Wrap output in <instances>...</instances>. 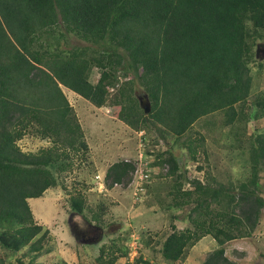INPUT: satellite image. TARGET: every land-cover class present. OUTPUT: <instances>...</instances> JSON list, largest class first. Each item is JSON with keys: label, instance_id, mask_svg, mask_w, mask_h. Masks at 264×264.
I'll return each instance as SVG.
<instances>
[{"label": "trees", "instance_id": "16d2710c", "mask_svg": "<svg viewBox=\"0 0 264 264\" xmlns=\"http://www.w3.org/2000/svg\"><path fill=\"white\" fill-rule=\"evenodd\" d=\"M261 37L264 0H0V264H34L48 249L50 230L37 222L29 199L58 186L77 154L90 150L62 86L97 107H119L116 118L163 138H181L201 118L224 113L223 126H232L236 147L249 155V176L225 182L206 171L188 179L174 152L158 153L152 164L168 165L174 178L166 208L188 211L172 214L171 230L151 250L164 264H183L211 236L218 247L202 264H230L226 244L253 236L264 208V132L247 137L249 122L264 118V92L251 99L250 64ZM138 86L151 101L149 114ZM27 134L52 144L24 151L19 141ZM205 138L185 141L195 161L200 150L207 156ZM135 169L131 160L116 161L105 184L132 190ZM71 204L81 214L88 209L80 191ZM93 219L102 223L99 212ZM179 219L187 224L179 227ZM127 252L126 245L102 246L97 260L115 264ZM135 264L155 262L141 247Z\"/></svg>", "mask_w": 264, "mask_h": 264}, {"label": "rangeland", "instance_id": "374dc122", "mask_svg": "<svg viewBox=\"0 0 264 264\" xmlns=\"http://www.w3.org/2000/svg\"><path fill=\"white\" fill-rule=\"evenodd\" d=\"M75 40L73 37L72 41ZM257 43L264 44V37L258 38ZM259 60L264 64V45L261 46L259 56L250 64L254 77L251 99L264 92V65L260 66ZM99 77L100 69L95 67L90 79L96 82ZM62 88L91 139L90 150L86 156L77 154L73 170L63 174L58 186L49 188L41 197L29 199L35 219L46 226L51 235L46 244L48 249L36 258L34 264H54L62 261L69 264H100L97 257L102 246L109 248L116 243L128 247L134 237H138L142 243L145 258L153 259L155 264H164L160 261L159 254L153 256L151 247L156 244L155 241L161 234L171 230L172 214L181 212L182 217L188 208H166L171 201L167 191L174 178L166 174L165 164L160 167L152 164L158 159V153H165L168 149L174 152L181 162V172L188 179H202L206 171L225 182L249 176V155L236 147L232 126H223L222 111L201 118L181 138L176 139L171 134L163 138L154 128L137 131L116 118L114 115H117L119 107L96 109L94 104L82 96L64 86ZM141 92L143 89L138 86L137 93ZM254 132H264V118L249 122L247 137ZM200 135L206 137L207 156L200 150L198 160L195 161L184 144L188 138L197 139ZM51 144L49 140L32 134H27L19 141L24 151H37ZM141 154L146 157L151 173L149 188L142 200L135 203L132 190L126 188H108L106 185L105 189L99 190V182L104 180V173L112 163L123 159L137 163ZM199 167L203 169L200 170ZM261 181L264 195V175ZM185 187H189L187 182ZM79 191L85 196L88 207L84 214L75 210L71 204V197ZM93 212L100 213L102 223L98 224L93 219ZM87 222L94 226L89 227L87 234L82 236L79 226ZM176 223L179 227L187 224L181 219ZM149 239L152 242L147 246ZM207 247L209 246H205ZM205 248H192L183 264H202L210 251ZM226 254L231 260L230 264H264V208L254 235L228 242ZM10 259L12 262L14 258L7 259L9 264ZM115 264H125L124 257Z\"/></svg>", "mask_w": 264, "mask_h": 264}, {"label": "built area", "instance_id": "2783aa9c", "mask_svg": "<svg viewBox=\"0 0 264 264\" xmlns=\"http://www.w3.org/2000/svg\"><path fill=\"white\" fill-rule=\"evenodd\" d=\"M136 164V169L133 173V180L129 183L128 188H132V198L136 203L146 195L147 186L146 184L151 181V173L150 168L148 167V161H146V157L141 154L140 159ZM168 165H166L165 170H168ZM105 181L99 182V190L102 191L105 189L106 184ZM115 187H122L123 183H115ZM142 247V243L139 241L138 237H134L132 241L128 245L127 255L124 257L125 264H135L136 259L140 256V250Z\"/></svg>", "mask_w": 264, "mask_h": 264}, {"label": "crops", "instance_id": "0c3cea01", "mask_svg": "<svg viewBox=\"0 0 264 264\" xmlns=\"http://www.w3.org/2000/svg\"><path fill=\"white\" fill-rule=\"evenodd\" d=\"M98 81V80H97ZM96 81V82H97ZM93 82V81H92ZM96 82H93V83H96ZM72 91V90H71ZM73 93H75V94H77L76 92H74V91H72ZM78 95V94H77ZM78 96H80V95H78ZM88 102H90V101H88ZM106 106H103V107H97V106H95L94 105V108H96V109H103V108H105ZM108 110V109H107ZM108 169V168H107ZM107 171V170H106ZM101 174V173H100ZM105 174H106V172L104 173V176H105ZM102 176H103V174H101ZM95 183H96V180H95ZM206 242H208L209 243V245H207V243ZM199 247L201 250L203 249V248H205V246H209V247H207V248H205V249H209L210 251L209 252H211V251H213L214 249H216L217 247H218V244H217V242L215 241V239L214 238H212L211 236H205L204 238H202L194 247H193V249H196V247Z\"/></svg>", "mask_w": 264, "mask_h": 264}, {"label": "water", "instance_id": "95a60500", "mask_svg": "<svg viewBox=\"0 0 264 264\" xmlns=\"http://www.w3.org/2000/svg\"><path fill=\"white\" fill-rule=\"evenodd\" d=\"M262 45H264V44L258 45L257 57L259 56V52H260ZM138 99H139L140 105L143 108V110L145 111V113L149 114L152 110V104H151V101H150L148 95L145 92H141L138 94Z\"/></svg>", "mask_w": 264, "mask_h": 264}, {"label": "flooded vegetation", "instance_id": "af4514ba", "mask_svg": "<svg viewBox=\"0 0 264 264\" xmlns=\"http://www.w3.org/2000/svg\"><path fill=\"white\" fill-rule=\"evenodd\" d=\"M92 226L93 225L88 223V222L84 223V224H81L79 227H80L82 236L86 235L88 230H89V227H92Z\"/></svg>", "mask_w": 264, "mask_h": 264}, {"label": "clouds", "instance_id": "9594fccd", "mask_svg": "<svg viewBox=\"0 0 264 264\" xmlns=\"http://www.w3.org/2000/svg\"><path fill=\"white\" fill-rule=\"evenodd\" d=\"M259 45H261V44H259ZM107 111H109V109H108ZM110 111H111V110H110Z\"/></svg>", "mask_w": 264, "mask_h": 264}]
</instances>
